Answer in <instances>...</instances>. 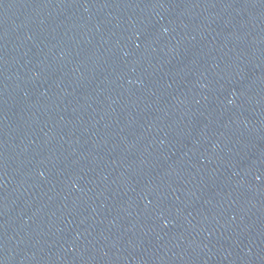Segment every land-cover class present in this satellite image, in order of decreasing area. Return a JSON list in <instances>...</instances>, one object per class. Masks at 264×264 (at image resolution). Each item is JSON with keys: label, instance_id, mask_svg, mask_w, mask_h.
I'll list each match as a JSON object with an SVG mask.
<instances>
[{"label": "water", "instance_id": "obj_1", "mask_svg": "<svg viewBox=\"0 0 264 264\" xmlns=\"http://www.w3.org/2000/svg\"><path fill=\"white\" fill-rule=\"evenodd\" d=\"M264 219V0H0V264H213Z\"/></svg>", "mask_w": 264, "mask_h": 264}]
</instances>
